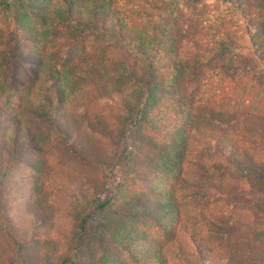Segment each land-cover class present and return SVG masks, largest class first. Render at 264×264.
I'll list each match as a JSON object with an SVG mask.
<instances>
[{
	"label": "trees",
	"instance_id": "obj_1",
	"mask_svg": "<svg viewBox=\"0 0 264 264\" xmlns=\"http://www.w3.org/2000/svg\"><path fill=\"white\" fill-rule=\"evenodd\" d=\"M163 1L0 0V264H264V72ZM235 1L264 62V1ZM215 70L220 97L189 104Z\"/></svg>",
	"mask_w": 264,
	"mask_h": 264
},
{
	"label": "rangeland",
	"instance_id": "obj_2",
	"mask_svg": "<svg viewBox=\"0 0 264 264\" xmlns=\"http://www.w3.org/2000/svg\"><path fill=\"white\" fill-rule=\"evenodd\" d=\"M161 12L170 18L176 28V34L185 31L187 34L209 41L215 46V51L220 53V57L234 60L237 64V66L234 65V71L239 69V64L246 63L249 65L248 69H253L256 73L264 72V62L260 60L258 52L250 40L253 26L249 25L247 20L244 19L241 11L236 7L235 0H164L161 4ZM3 16L4 10L0 7V34ZM8 41V36H3L2 40L0 38V43L2 44L0 45V60L7 55ZM221 41L224 42L227 49L219 47ZM243 60L244 62H242ZM215 73L213 75H211L212 73L207 74V72L191 74L187 87L182 91L189 99L187 101L189 104L197 102L212 103L220 97L222 86L229 85L230 79L227 74H220L216 70ZM185 107L188 108V105ZM124 146H128V143L124 142L120 147L118 158L111 167L112 173L107 177L108 191H106V194H113L115 186L120 180L119 169L125 162L126 154ZM125 185L130 187L128 183ZM133 192L141 200L145 201L147 199V196L140 190L133 189ZM97 220L94 219L91 222V226L95 227V229L91 236H87V241L92 238L101 244L99 241L101 240L102 244L110 247L109 249L113 252H121L120 246L111 243L109 237L103 236L106 233L100 231V227V229L96 228L98 226ZM8 228L4 214L0 212V235L2 238L6 236L5 232ZM99 233L100 235L97 237L95 234Z\"/></svg>",
	"mask_w": 264,
	"mask_h": 264
}]
</instances>
